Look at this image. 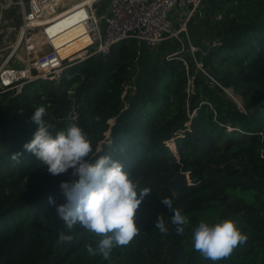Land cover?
<instances>
[{"label": "trees", "instance_id": "1", "mask_svg": "<svg viewBox=\"0 0 264 264\" xmlns=\"http://www.w3.org/2000/svg\"><path fill=\"white\" fill-rule=\"evenodd\" d=\"M41 81L0 97V264H264V0H202L179 40L150 49L124 39L107 55L66 68L58 85L36 89ZM41 105L52 131L72 124L85 131L88 159L110 155L139 188H150L134 218L140 231L107 259L87 250L101 234L68 229L55 213L64 202L60 182L76 179L73 170L52 175L24 148ZM72 108L76 121L68 119ZM179 173L190 184L176 192L169 184ZM173 209L188 219L182 232ZM160 216L166 232L155 225ZM226 218L247 239L212 261L193 247L192 235L201 221ZM62 231L73 237L67 248Z\"/></svg>", "mask_w": 264, "mask_h": 264}, {"label": "clouds", "instance_id": "2", "mask_svg": "<svg viewBox=\"0 0 264 264\" xmlns=\"http://www.w3.org/2000/svg\"><path fill=\"white\" fill-rule=\"evenodd\" d=\"M45 112L43 105L35 108L30 119L38 127L24 148L42 161L52 175L73 170L76 179L60 182L64 202L56 206L55 213L68 229L80 225L91 233L101 234L96 247L88 245L87 250L93 255L99 252L107 259L115 246L128 244L140 231L134 218L150 188H139L122 163L110 155L88 159L92 145L85 131L72 124L66 130L54 132L44 119ZM49 202H53L51 197ZM162 202L172 208L171 199L164 198ZM171 220L178 232L188 223L187 217L176 209ZM155 225L161 232L167 231L161 216ZM72 239L70 234L59 233L62 242ZM246 239V234L231 218L212 224L201 221L192 235L193 247L212 261L227 257Z\"/></svg>", "mask_w": 264, "mask_h": 264}, {"label": "built area", "instance_id": "3", "mask_svg": "<svg viewBox=\"0 0 264 264\" xmlns=\"http://www.w3.org/2000/svg\"><path fill=\"white\" fill-rule=\"evenodd\" d=\"M18 1L23 5V0ZM25 1L19 31L24 65L11 67L6 60L0 67V95L19 96L26 84L38 79L58 84L66 68L93 55L105 56L124 39H136L150 49L166 38L179 40L202 0H108L104 9L94 7L101 0ZM185 9L186 18L174 29L169 16ZM189 50L195 52L196 48L190 45ZM197 67L203 70L200 63ZM73 88L69 86L67 93L72 94ZM77 116L72 108L68 119L76 121Z\"/></svg>", "mask_w": 264, "mask_h": 264}, {"label": "rangeland", "instance_id": "4", "mask_svg": "<svg viewBox=\"0 0 264 264\" xmlns=\"http://www.w3.org/2000/svg\"><path fill=\"white\" fill-rule=\"evenodd\" d=\"M78 0H67V3H72ZM108 0H101L97 5H95V9L102 8L104 9V6L107 4ZM27 7V1L23 0V5L19 3L18 0H0V67L4 64V60L7 58L9 53H13V58L16 54L21 53V47L22 43H19V26L21 24L22 19V10L23 8ZM169 21L172 25H174V29L178 28V24H174L172 17L169 16ZM19 23L18 25H16ZM181 33H184L182 31ZM44 50H48V48H45ZM14 60V59H12ZM6 65L10 66H17L20 65L15 62L11 63L10 61ZM49 81L42 80L40 83H36L34 86L36 89L42 88L43 86H48L50 83ZM55 85H58L57 83H54ZM63 87V86H62ZM226 95L239 107H241V97L237 94H235L230 88H226ZM4 95H0L2 97ZM168 148L170 149V152L174 155L177 154L176 146L174 140H170L166 142ZM186 177V183L190 184V181L188 179V175L184 173ZM171 187V185H170ZM172 188V187H171ZM173 190H176L175 188H172Z\"/></svg>", "mask_w": 264, "mask_h": 264}, {"label": "crops", "instance_id": "5", "mask_svg": "<svg viewBox=\"0 0 264 264\" xmlns=\"http://www.w3.org/2000/svg\"><path fill=\"white\" fill-rule=\"evenodd\" d=\"M187 12H188L187 9H185V10H174L171 13V15H170L172 17L173 23L177 25V24H179V22L183 21L186 18V16H187ZM18 24L19 23H17L16 25H18ZM21 24L19 26V31H20ZM173 27H174V25H173ZM20 50H21V53L20 54H16L13 58H11L12 56L10 57V53H9V55L4 60V62L6 60H7V64H8L9 61L11 63L15 62L16 65L19 64L20 66L17 67V66L14 65V66H11V67L21 68L24 65V55H23V49H22V47H21ZM12 59H14V60H12ZM8 66H10V65H8Z\"/></svg>", "mask_w": 264, "mask_h": 264}, {"label": "water", "instance_id": "6", "mask_svg": "<svg viewBox=\"0 0 264 264\" xmlns=\"http://www.w3.org/2000/svg\"><path fill=\"white\" fill-rule=\"evenodd\" d=\"M242 105V104H241ZM188 179H189V177H188ZM190 181V180H189ZM170 185H171V187L172 188H175L176 190H174V191H178L181 187H183V186H185V185H189L188 183H186V177H185V175H184V173H179V174H177L175 177H174V179L170 182V184H169V188L170 189H172L171 187H170ZM173 190V189H172ZM68 244H69V242H66L65 244H64V246L67 248V246H68Z\"/></svg>", "mask_w": 264, "mask_h": 264}]
</instances>
